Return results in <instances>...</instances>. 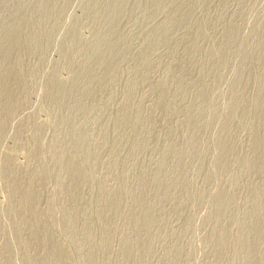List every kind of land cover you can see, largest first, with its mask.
I'll return each mask as SVG.
<instances>
[{
    "label": "rangeland",
    "instance_id": "374dc122",
    "mask_svg": "<svg viewBox=\"0 0 264 264\" xmlns=\"http://www.w3.org/2000/svg\"><path fill=\"white\" fill-rule=\"evenodd\" d=\"M0 264H264V0H0Z\"/></svg>",
    "mask_w": 264,
    "mask_h": 264
}]
</instances>
